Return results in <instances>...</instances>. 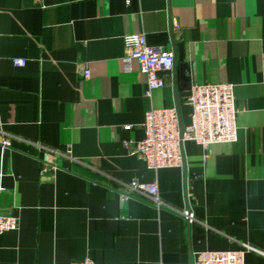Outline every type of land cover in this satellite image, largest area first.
Instances as JSON below:
<instances>
[{
  "label": "crops",
  "instance_id": "0c3cea01",
  "mask_svg": "<svg viewBox=\"0 0 264 264\" xmlns=\"http://www.w3.org/2000/svg\"><path fill=\"white\" fill-rule=\"evenodd\" d=\"M33 4L0 0V213L18 219L0 264H182L246 248L244 264H264V0ZM132 34L175 53L150 93L124 61ZM206 83L233 86L235 142L206 160L185 142L184 166L157 171L130 154L145 112L177 106L187 125L188 90ZM131 180L155 183L162 205L122 203Z\"/></svg>",
  "mask_w": 264,
  "mask_h": 264
},
{
  "label": "built area",
  "instance_id": "2783aa9c",
  "mask_svg": "<svg viewBox=\"0 0 264 264\" xmlns=\"http://www.w3.org/2000/svg\"><path fill=\"white\" fill-rule=\"evenodd\" d=\"M39 2V0H34ZM130 0H126L129 4ZM126 63L137 61L139 70L147 78L148 92L164 86L160 72H171L174 68V50L149 46L144 34L124 37ZM15 66L23 67L26 61L14 58ZM84 79L89 78V70L82 72ZM190 106V121L182 125L177 106L165 109H150L144 114L141 128L143 136L137 142H125L131 155L145 162L151 170L182 168L184 166L183 145L194 142L204 151L206 160L215 144H230L237 139L235 123L233 86L231 84H192L185 97ZM130 130L131 126H124ZM3 145H8L4 141ZM53 166V165H52ZM120 201L145 198L157 207L162 205L155 183H140L136 180L122 184L119 191ZM18 219L0 213V234L16 230ZM249 249V248H246ZM246 249L239 251H204L195 253L192 260L182 264H244ZM72 264H98L85 259Z\"/></svg>",
  "mask_w": 264,
  "mask_h": 264
},
{
  "label": "water",
  "instance_id": "95a60500",
  "mask_svg": "<svg viewBox=\"0 0 264 264\" xmlns=\"http://www.w3.org/2000/svg\"><path fill=\"white\" fill-rule=\"evenodd\" d=\"M24 3L25 5H28V6L34 5L33 0H24ZM182 59H183L182 47L181 45H178V60L182 61Z\"/></svg>",
  "mask_w": 264,
  "mask_h": 264
}]
</instances>
